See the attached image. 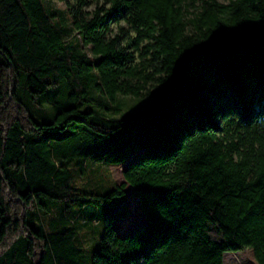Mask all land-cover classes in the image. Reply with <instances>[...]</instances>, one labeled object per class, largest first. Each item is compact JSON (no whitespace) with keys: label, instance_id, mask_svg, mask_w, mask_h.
Here are the masks:
<instances>
[{"label":"trees","instance_id":"trees-1","mask_svg":"<svg viewBox=\"0 0 264 264\" xmlns=\"http://www.w3.org/2000/svg\"><path fill=\"white\" fill-rule=\"evenodd\" d=\"M65 14L77 43L44 0H0V264H264V0ZM95 92L150 105L111 118ZM94 162L122 184L78 186ZM128 186L142 215L120 232ZM81 219L101 225L89 254Z\"/></svg>","mask_w":264,"mask_h":264},{"label":"rangeland","instance_id":"rangeland-1","mask_svg":"<svg viewBox=\"0 0 264 264\" xmlns=\"http://www.w3.org/2000/svg\"><path fill=\"white\" fill-rule=\"evenodd\" d=\"M73 3L75 0H44L47 7L60 13L56 17L57 21L63 26H69L70 31H68L67 40H73L77 43L78 34L76 30L72 27V21L70 17L65 14L68 8V2ZM225 1V0H220ZM94 6H89L93 9ZM65 16L66 19H62ZM79 48H83L78 44ZM161 88L156 85L151 87V92L158 93ZM94 96L96 100L94 105L103 114L111 118H120L126 113H136L146 110L150 105V96L143 98H137L133 96H123L120 95L116 101L111 102L105 96L100 93L95 92ZM124 166L108 165V164H98L94 162L91 166H88L84 173H80L77 179V185L81 187H92V186H104L113 187L121 185L124 181L123 178ZM127 193L128 204L130 207L131 215L124 221L116 224L121 231L130 228L133 224L137 223L141 219V212L138 210V198L137 195L128 186L125 188ZM50 217L47 216L46 219ZM101 225H95L86 219H81L79 222V234L82 239L83 247L86 249V253H91L93 246L96 242V238L99 235ZM225 264H258L253 251L251 249H244L240 252H228L224 255Z\"/></svg>","mask_w":264,"mask_h":264}]
</instances>
